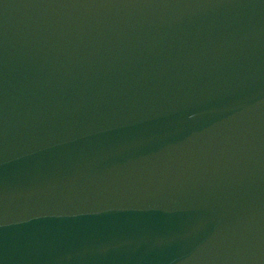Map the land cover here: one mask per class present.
I'll return each mask as SVG.
<instances>
[{
  "label": "water",
  "instance_id": "95a60500",
  "mask_svg": "<svg viewBox=\"0 0 264 264\" xmlns=\"http://www.w3.org/2000/svg\"><path fill=\"white\" fill-rule=\"evenodd\" d=\"M0 264H264V0H0Z\"/></svg>",
  "mask_w": 264,
  "mask_h": 264
}]
</instances>
